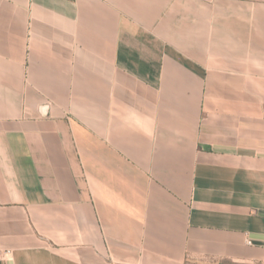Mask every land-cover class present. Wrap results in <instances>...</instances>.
<instances>
[{
    "label": "crops",
    "instance_id": "1",
    "mask_svg": "<svg viewBox=\"0 0 264 264\" xmlns=\"http://www.w3.org/2000/svg\"><path fill=\"white\" fill-rule=\"evenodd\" d=\"M0 252L264 264V0H0Z\"/></svg>",
    "mask_w": 264,
    "mask_h": 264
},
{
    "label": "built area",
    "instance_id": "2",
    "mask_svg": "<svg viewBox=\"0 0 264 264\" xmlns=\"http://www.w3.org/2000/svg\"><path fill=\"white\" fill-rule=\"evenodd\" d=\"M6 254H9V252H7ZM3 256L4 254L0 252V260L2 259Z\"/></svg>",
    "mask_w": 264,
    "mask_h": 264
}]
</instances>
